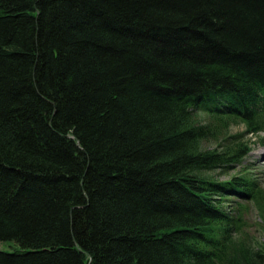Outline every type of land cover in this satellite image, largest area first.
<instances>
[{
    "label": "trees",
    "instance_id": "trees-1",
    "mask_svg": "<svg viewBox=\"0 0 264 264\" xmlns=\"http://www.w3.org/2000/svg\"><path fill=\"white\" fill-rule=\"evenodd\" d=\"M199 114L264 131V0H0V264H264Z\"/></svg>",
    "mask_w": 264,
    "mask_h": 264
},
{
    "label": "rangeland",
    "instance_id": "rangeland-1",
    "mask_svg": "<svg viewBox=\"0 0 264 264\" xmlns=\"http://www.w3.org/2000/svg\"><path fill=\"white\" fill-rule=\"evenodd\" d=\"M196 122L215 125L212 136L203 142L205 149L218 148V145L225 144L227 137L241 134L243 135L240 138L251 147V152L244 160L243 166L229 168L230 170L227 173L224 172L225 168H219L215 171L217 178L221 180L228 179L233 175L240 174V171L244 172V166L252 167L253 175L261 179L264 188V131L257 135L245 133L247 130L245 124L233 121L228 127H226L227 125L217 126V123L206 114H199ZM248 206V209L243 210V232H245L247 243L250 242L252 247L257 248V246L264 244V216L256 204L250 202ZM0 248L9 249L10 247L7 243L1 242Z\"/></svg>",
    "mask_w": 264,
    "mask_h": 264
}]
</instances>
